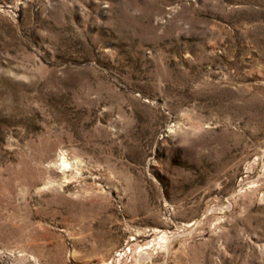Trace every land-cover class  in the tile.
I'll list each match as a JSON object with an SVG mask.
<instances>
[{
	"label": "rangeland",
	"instance_id": "obj_1",
	"mask_svg": "<svg viewBox=\"0 0 264 264\" xmlns=\"http://www.w3.org/2000/svg\"><path fill=\"white\" fill-rule=\"evenodd\" d=\"M0 264H264V0H0Z\"/></svg>",
	"mask_w": 264,
	"mask_h": 264
}]
</instances>
